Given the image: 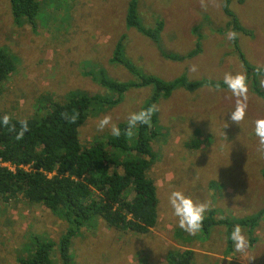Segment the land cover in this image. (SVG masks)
<instances>
[{
	"label": "rangeland",
	"instance_id": "374dc122",
	"mask_svg": "<svg viewBox=\"0 0 264 264\" xmlns=\"http://www.w3.org/2000/svg\"><path fill=\"white\" fill-rule=\"evenodd\" d=\"M39 1L33 27L19 25L9 0H0V48L15 68L0 84L1 114L19 119L45 114L52 101L65 102L73 92L116 98L115 91L92 79L93 74L100 78V71L117 82L137 81L139 74L165 81L182 76L189 82L223 81L226 72H246L232 40L226 38L232 28L225 0H139L137 11L147 27L163 23L158 43L127 26L130 0ZM229 6L250 31L238 32L240 48L253 64L264 65V0H230ZM120 39L141 72L111 63ZM197 47L198 53L188 57ZM193 64L196 72L189 71ZM248 87L247 115L240 125L229 119L235 98L227 87L181 86L158 100L157 135L152 140L157 159L148 172L159 196L157 223L149 232L138 233L108 227L101 218L88 220L73 239L72 264H168L169 252L184 249L194 251L193 264L264 262L263 217L252 230L241 226L247 251L233 249L227 255L226 225L189 235L177 226L168 203L171 191L182 190L194 200L207 201L206 215L214 211L217 220L250 216L263 207L264 154L257 151L254 121L264 118V97L254 92L249 78ZM154 91L153 85L133 87L114 106L96 103L80 127L81 144L89 147L95 140H106L109 129L98 131L96 122L109 113L114 123L126 122ZM192 141L200 147L191 148ZM67 226L49 208L29 203L22 195L0 200V264H21L20 258L32 255L38 239L58 242ZM54 254L59 258L58 246L52 251L56 261Z\"/></svg>",
	"mask_w": 264,
	"mask_h": 264
},
{
	"label": "trees",
	"instance_id": "16d2710c",
	"mask_svg": "<svg viewBox=\"0 0 264 264\" xmlns=\"http://www.w3.org/2000/svg\"><path fill=\"white\" fill-rule=\"evenodd\" d=\"M244 1L239 0L241 3ZM9 2L14 20L19 25L29 23L33 27L37 26L39 0ZM229 3L230 0H225L223 7L229 16L228 26L237 33H249V29L241 24ZM137 4L139 0H130L126 15L127 26L158 43L163 23L159 22L153 28L147 27L138 14ZM232 42L251 80L254 92L264 97V92L259 88V76L254 73L257 65L242 51L238 37ZM199 50L197 47L188 57L195 56ZM110 61L136 74L141 72L127 56L122 39L116 44ZM14 70L13 60L0 48V84ZM100 75L102 76L97 78L93 74L92 79L105 90L115 91L118 95L116 98L102 96L103 94L73 92L65 102L52 101L51 108L45 114H34L26 118L29 131L22 140H17L15 133L0 125V200L7 201L22 195L29 203L43 204L68 223L66 233L58 242L38 239L32 255L20 258L21 264H72L73 239L84 224L93 218L103 219L108 227L138 233L149 232L157 223L159 196L155 181L148 177L149 169L157 159L152 146V140L157 135L156 112L152 116L151 126L139 125L131 138L125 136L122 131L119 138L110 134L106 140H95L93 145L85 147L80 142V127L86 123L93 110L92 106L96 103L114 106L121 102L123 94L133 87H155L144 108L155 105L162 96H170L181 86L189 89H196L205 84L218 88L227 87L223 81L189 82L185 76L165 81L154 75L139 74L137 81L117 82L106 76L104 71H100ZM62 113L69 116L73 113L79 115L76 122L71 123ZM3 115L0 113V117ZM11 118L17 128L19 121L24 120L13 116ZM119 127L126 129V122L120 123ZM191 145V148L200 147L194 141ZM131 187L134 196L129 200L126 195ZM263 215L264 205L257 213L242 218L233 216L230 219L225 217L217 220L214 211H211L206 215L201 231L207 233L213 225H226L228 239L235 225L247 226L252 230L261 217L264 219ZM56 246L59 249V258L54 254V261L52 251ZM233 249L234 245L228 239L225 254L228 255ZM194 256L192 249L171 251L167 261L168 264H193Z\"/></svg>",
	"mask_w": 264,
	"mask_h": 264
},
{
	"label": "clouds",
	"instance_id": "9594fccd",
	"mask_svg": "<svg viewBox=\"0 0 264 264\" xmlns=\"http://www.w3.org/2000/svg\"><path fill=\"white\" fill-rule=\"evenodd\" d=\"M239 33L235 30H229L226 34V38L229 40H235ZM197 65H190L189 71L196 72ZM254 73L261 77L260 86L264 87V65H257L254 69ZM223 84L227 86L228 91L232 97L235 98L234 109L230 112L229 119L238 125L244 121L247 115L248 100H249V87L248 76L246 72H226L223 76ZM158 111L156 105H150L147 108H142L138 112H130L126 118V129L122 130L117 123L113 122L111 114H105L96 122V128L98 131H103L108 128L113 137L119 138L123 134L131 138L135 132L134 130L139 125L151 126L152 116ZM66 120L71 123H75L78 119V113H73L69 116L67 113H62ZM0 125L6 127L10 132L15 133L17 140H22L26 132L29 131V123L27 119L19 121V128L12 122V118L9 114H4L0 117ZM228 125L226 124L225 127ZM254 134L258 139L257 151L264 154V118H258L254 121ZM14 169V168H12ZM168 203L171 206L173 215L178 218L177 226L188 233L189 235H196L201 231L206 213L210 210V205L207 201L199 202L194 200L190 195L185 194L182 190H173L168 196ZM228 239H230L234 245V249L237 253L244 254L248 249V239L245 236L242 227L235 225ZM253 257H250L251 260Z\"/></svg>",
	"mask_w": 264,
	"mask_h": 264
},
{
	"label": "crops",
	"instance_id": "0c3cea01",
	"mask_svg": "<svg viewBox=\"0 0 264 264\" xmlns=\"http://www.w3.org/2000/svg\"><path fill=\"white\" fill-rule=\"evenodd\" d=\"M112 63V62H111ZM135 65V64H134Z\"/></svg>",
	"mask_w": 264,
	"mask_h": 264
},
{
	"label": "water",
	"instance_id": "95a60500",
	"mask_svg": "<svg viewBox=\"0 0 264 264\" xmlns=\"http://www.w3.org/2000/svg\"><path fill=\"white\" fill-rule=\"evenodd\" d=\"M226 264V263H225Z\"/></svg>",
	"mask_w": 264,
	"mask_h": 264
}]
</instances>
